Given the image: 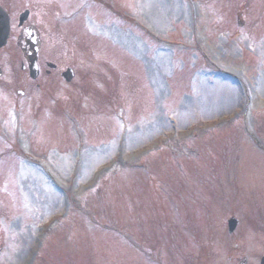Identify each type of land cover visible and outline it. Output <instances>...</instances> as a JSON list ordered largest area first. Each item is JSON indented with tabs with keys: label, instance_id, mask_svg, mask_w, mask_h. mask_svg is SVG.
Masks as SVG:
<instances>
[{
	"label": "rangeland",
	"instance_id": "1",
	"mask_svg": "<svg viewBox=\"0 0 264 264\" xmlns=\"http://www.w3.org/2000/svg\"><path fill=\"white\" fill-rule=\"evenodd\" d=\"M44 1L62 106L0 186V264H260L264 0Z\"/></svg>",
	"mask_w": 264,
	"mask_h": 264
},
{
	"label": "flooded vegetation",
	"instance_id": "2",
	"mask_svg": "<svg viewBox=\"0 0 264 264\" xmlns=\"http://www.w3.org/2000/svg\"><path fill=\"white\" fill-rule=\"evenodd\" d=\"M57 16L58 10L44 0H0V186L4 189L2 193L0 188V193L6 198L10 195L6 186L8 173L15 164L26 167L25 153L33 152L30 148L33 111L36 116L41 113L45 116L47 111L57 114L62 106L59 91L52 92L51 107L43 95V92L48 95L47 67L54 65L47 60L46 48L63 39L59 22L54 20ZM58 75L63 80V69ZM32 91L46 103L39 99L32 107ZM44 116L41 115V120ZM252 234L247 233V237ZM261 234L263 239L258 240L264 245V230ZM254 244L257 242L251 241ZM262 261L264 253L258 259L260 264Z\"/></svg>",
	"mask_w": 264,
	"mask_h": 264
},
{
	"label": "water",
	"instance_id": "3",
	"mask_svg": "<svg viewBox=\"0 0 264 264\" xmlns=\"http://www.w3.org/2000/svg\"><path fill=\"white\" fill-rule=\"evenodd\" d=\"M73 77V73L71 70H68L64 73V78L66 81H69L71 80ZM238 225V221L235 219V218H231L228 220L227 222V226H228V231L229 232H232L235 230V228L237 227ZM261 264H264V261L261 262Z\"/></svg>",
	"mask_w": 264,
	"mask_h": 264
},
{
	"label": "bare ground",
	"instance_id": "4",
	"mask_svg": "<svg viewBox=\"0 0 264 264\" xmlns=\"http://www.w3.org/2000/svg\"><path fill=\"white\" fill-rule=\"evenodd\" d=\"M116 37H117V36H116ZM120 40L123 41L124 43H127L128 46H129V45H131V46L134 45V48H135L136 50L139 48V44H138L137 41H135V42H131V41H129V40L127 39V37L122 38V39H120ZM147 157L150 158V157H152V156H151V155H150V156L148 155ZM24 170L29 171L30 169H29V168H24ZM112 170H113V169H112ZM112 170H111V171H112ZM111 171H110V172H111ZM110 172H109V173H110ZM109 173H108V174H109ZM98 183H99V182H98ZM90 192H91V191H90ZM90 192H89V193H90ZM89 193H88V194H89Z\"/></svg>",
	"mask_w": 264,
	"mask_h": 264
}]
</instances>
